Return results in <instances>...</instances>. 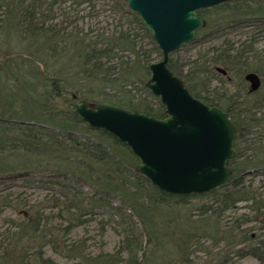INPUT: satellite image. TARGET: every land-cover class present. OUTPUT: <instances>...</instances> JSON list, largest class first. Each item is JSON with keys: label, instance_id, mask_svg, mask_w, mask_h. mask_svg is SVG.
I'll list each match as a JSON object with an SVG mask.
<instances>
[{"label": "trees", "instance_id": "obj_1", "mask_svg": "<svg viewBox=\"0 0 264 264\" xmlns=\"http://www.w3.org/2000/svg\"><path fill=\"white\" fill-rule=\"evenodd\" d=\"M62 1L0 0L7 9L1 30L18 38L25 34L23 40L31 44L40 40V56L52 57L55 69L49 75L47 64L25 74L21 67L26 64L19 59L7 60L1 69L23 71V76H15L17 93L0 100V108L8 109L0 116V178L14 181L0 193V214L2 209L13 213L5 216L0 232V264H60L49 251L72 264H201L196 258L204 251L210 264H223L229 259L216 246L239 241L251 242L242 255L264 263V237H255L253 224L264 233V45L258 32L228 37L237 28L263 26L264 1L238 0L201 10L207 26L198 30L195 42L212 44L207 55L182 60L174 52L169 58L170 69L189 90L229 112L237 127L229 184L191 195L155 187L136 172L139 161L128 146L91 128L71 105L82 99L106 101L164 117V106L146 87L149 65L161 58L151 32L126 0H109L117 15L100 21L91 39L61 34L45 25L52 17L41 10ZM248 72L260 76L258 91H250ZM216 76L232 88L212 89ZM16 102L20 109L14 108ZM243 204L248 211L238 213ZM94 220L99 250L93 249L95 237L74 236ZM109 231L119 236L111 250Z\"/></svg>", "mask_w": 264, "mask_h": 264}, {"label": "water", "instance_id": "obj_2", "mask_svg": "<svg viewBox=\"0 0 264 264\" xmlns=\"http://www.w3.org/2000/svg\"><path fill=\"white\" fill-rule=\"evenodd\" d=\"M226 1L231 0H127L162 51V59L149 66L146 86L165 107L164 118L110 102L72 104L90 127L129 146L140 161L137 172L169 193L210 192L227 185L232 175L229 161L236 151L237 129L230 114L195 97L168 67L170 54L206 26L199 10ZM246 79L252 92L260 88L257 73Z\"/></svg>", "mask_w": 264, "mask_h": 264}, {"label": "rangeland", "instance_id": "obj_3", "mask_svg": "<svg viewBox=\"0 0 264 264\" xmlns=\"http://www.w3.org/2000/svg\"><path fill=\"white\" fill-rule=\"evenodd\" d=\"M112 2L109 0H92L91 2L79 4V0H63L62 3L59 5L54 6V8H50L48 4H46L43 9L41 10L43 12V16L46 18V16L52 17L49 19L48 23H46V26H50V28H57L58 30H62L63 33L69 32V33H75L78 34V38L85 37L86 39H91L92 35L94 34V29L98 27L99 22L105 21L107 18L114 17L117 15V12L114 11L112 6L110 5ZM92 5H95L93 7ZM93 7V8H91ZM6 7H0V20L3 19V17L6 15ZM99 15V18L97 19L96 15ZM48 18V17H47ZM1 26V24H0ZM67 26V27H65ZM264 28V25L258 28L251 27V28H237L233 30L228 37L236 40L240 37V34H244L248 31H251L252 33L258 32V37L260 40V46L263 47L264 45V31L262 29ZM26 35L22 34L19 38L17 36H14V34L9 33L8 31H3L0 28V100L8 99L9 95L13 96L17 93V87L19 85V82L17 80V77L23 76V71L27 69L29 72L30 70L38 71V67L40 69H44L45 66L48 64L50 65V68L48 69V74L50 75L54 69L53 64L54 61L53 58L49 55H42L40 56V47L43 43L39 40L35 41V44H31L29 41H24L23 38H25ZM219 42V40H217ZM215 41V42H217ZM60 46V44H59ZM212 47V44L210 42H194L191 44H187L185 46H182L179 50L175 52V58H180L182 60H195L197 58H202L203 56L207 55V52L209 48ZM13 59H19L20 64H26V66L23 68L22 72L15 71L11 74H6L5 72L1 70L2 67H4L5 62L7 60H13ZM23 62V63H22ZM39 62V64H38ZM15 65L18 64L14 63ZM56 67H58L56 65ZM55 67V68H56ZM19 68V67H18ZM20 69V68H19ZM26 74V72H25ZM18 75L17 77H15ZM34 79V75H32ZM15 78V81H14ZM12 89L10 91V89ZM217 90H224L226 88L231 89V84H226L225 82L220 81L219 77H215L212 79V89ZM20 95H23V91L20 90ZM37 94L36 92H34ZM72 93V92H71ZM68 93L66 97H72V94ZM146 95V94H145ZM15 109H20L19 102H16L13 104ZM60 106L63 105V102L60 101ZM6 107L0 108V116L4 117L8 111V109H5ZM6 111V112H5ZM14 181H8L5 178H0V193L5 194L8 192V186L13 184ZM21 184V182L19 183ZM15 185V184H14ZM24 189V188H22ZM30 191H33L32 189H29ZM37 194H46V190H39L35 189ZM3 212L0 214V232H3L4 228H6V225L4 226V218L5 216H9L10 214H13L10 210L2 209ZM247 212V208L243 205L240 206V209L238 210V213ZM256 227V230H254L255 237L259 238L260 236H263V231L258 228L259 223L255 222L253 223ZM92 236L95 237V240L92 241L94 244L93 249L99 250L102 247L101 244V236L99 233V225L96 223V220L93 221V223L90 225V227H80L78 228L74 236ZM119 236L114 231H109L107 235V248L113 249L117 243H118ZM235 245L231 244H218L216 246L217 249H219L221 256H226V258L229 259L228 262L223 264H264L260 262L256 257L252 256L249 253H245L242 255V252L248 251L250 247L249 241H239L235 242ZM215 251V250H214ZM217 251V250H216ZM49 255L54 257L60 264H72L70 261L61 258L60 256L54 254L52 251H49ZM218 255V254H217ZM197 261H200L201 264H210L209 260L211 257H209L204 251H199L198 257L196 258ZM222 260V259H221ZM217 260H213L212 264L217 263Z\"/></svg>", "mask_w": 264, "mask_h": 264}]
</instances>
